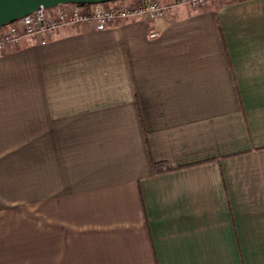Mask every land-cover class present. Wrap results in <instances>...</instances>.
<instances>
[{
    "label": "crops",
    "instance_id": "0c3cea01",
    "mask_svg": "<svg viewBox=\"0 0 264 264\" xmlns=\"http://www.w3.org/2000/svg\"><path fill=\"white\" fill-rule=\"evenodd\" d=\"M42 40L0 54V264H264V0Z\"/></svg>",
    "mask_w": 264,
    "mask_h": 264
},
{
    "label": "built area",
    "instance_id": "2783aa9c",
    "mask_svg": "<svg viewBox=\"0 0 264 264\" xmlns=\"http://www.w3.org/2000/svg\"><path fill=\"white\" fill-rule=\"evenodd\" d=\"M232 0H111L90 4L62 3L40 7L20 19L0 26V53L15 46L23 37L42 35V43L65 26L86 23L104 30L123 21L139 19L153 22L168 17L177 5L205 8L209 4H224ZM151 37L157 36L152 31Z\"/></svg>",
    "mask_w": 264,
    "mask_h": 264
},
{
    "label": "water",
    "instance_id": "95a60500",
    "mask_svg": "<svg viewBox=\"0 0 264 264\" xmlns=\"http://www.w3.org/2000/svg\"><path fill=\"white\" fill-rule=\"evenodd\" d=\"M111 0H0V26L14 22L40 7H54L62 3L90 4Z\"/></svg>",
    "mask_w": 264,
    "mask_h": 264
},
{
    "label": "rangeland",
    "instance_id": "374dc122",
    "mask_svg": "<svg viewBox=\"0 0 264 264\" xmlns=\"http://www.w3.org/2000/svg\"><path fill=\"white\" fill-rule=\"evenodd\" d=\"M55 35V34H54ZM54 35H52V36H54ZM52 36H50V37H52ZM49 38V37H48ZM48 38H47V41H48ZM6 51V50H5ZM5 51L4 52H2V53H0V54H4L5 53Z\"/></svg>",
    "mask_w": 264,
    "mask_h": 264
},
{
    "label": "trees",
    "instance_id": "16d2710c",
    "mask_svg": "<svg viewBox=\"0 0 264 264\" xmlns=\"http://www.w3.org/2000/svg\"><path fill=\"white\" fill-rule=\"evenodd\" d=\"M153 166H154V168H156V167H157V164H154V163H153ZM166 168H167V167H166Z\"/></svg>",
    "mask_w": 264,
    "mask_h": 264
}]
</instances>
